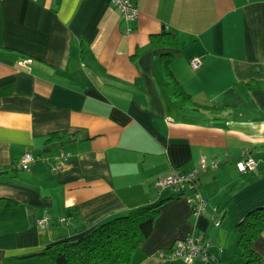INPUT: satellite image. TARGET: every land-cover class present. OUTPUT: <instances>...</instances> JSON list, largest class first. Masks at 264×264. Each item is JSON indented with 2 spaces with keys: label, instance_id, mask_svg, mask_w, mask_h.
Masks as SVG:
<instances>
[{
  "label": "crops",
  "instance_id": "obj_1",
  "mask_svg": "<svg viewBox=\"0 0 264 264\" xmlns=\"http://www.w3.org/2000/svg\"><path fill=\"white\" fill-rule=\"evenodd\" d=\"M130 2L132 22L108 0H0V264H37L29 257L161 200L131 264H186L158 252L191 236L211 241L210 260L193 264L241 262L236 225L264 208V90L246 88L264 81V0ZM164 33L177 46L153 48ZM163 55L196 104L228 111L180 108ZM242 152L256 165L245 174ZM200 158L219 165L199 173L206 211L194 216L153 183ZM252 248L264 264V232Z\"/></svg>",
  "mask_w": 264,
  "mask_h": 264
},
{
  "label": "trees",
  "instance_id": "obj_2",
  "mask_svg": "<svg viewBox=\"0 0 264 264\" xmlns=\"http://www.w3.org/2000/svg\"><path fill=\"white\" fill-rule=\"evenodd\" d=\"M150 44L153 48L177 46L172 33L151 36ZM171 59V55H163L160 59L170 99L176 101L180 108H188L193 112L217 114L228 111L225 107L198 105L185 94L170 72ZM246 88L264 90V81L247 83ZM59 138V135L53 134L49 140ZM165 201H156L126 216L113 218L75 242L55 243L29 258H36L37 264H131L134 253L152 232L159 208ZM236 230L241 259L238 264H263L252 244L264 232V208L248 213L236 225Z\"/></svg>",
  "mask_w": 264,
  "mask_h": 264
},
{
  "label": "built area",
  "instance_id": "obj_3",
  "mask_svg": "<svg viewBox=\"0 0 264 264\" xmlns=\"http://www.w3.org/2000/svg\"><path fill=\"white\" fill-rule=\"evenodd\" d=\"M108 2L123 21L132 22L136 19L138 10L130 0H108ZM188 64L191 70L195 71L200 67L201 61L197 57H192L189 59ZM61 158H63V155H61ZM34 160L33 154L26 152L18 160L16 167L26 171ZM218 165V161L207 163L204 158H200L199 169L189 172L175 170L168 176L157 178L153 183V189L158 195L163 191H170L175 198L185 199L189 203L194 216L202 215L206 211V200L200 193L199 173L204 172L208 168L214 170ZM255 166V162L249 157L247 152H242L241 160L236 163L237 170L242 174L253 171ZM213 214L215 216V210H213ZM47 222L48 218L43 216L38 220V226L43 229ZM214 225L217 227L219 222L216 221ZM210 244V240H206L201 236H191L175 241L170 247L168 254H165L164 250L159 251L158 257L169 261L181 260L186 264H193L196 260L206 263L210 260L208 253Z\"/></svg>",
  "mask_w": 264,
  "mask_h": 264
}]
</instances>
